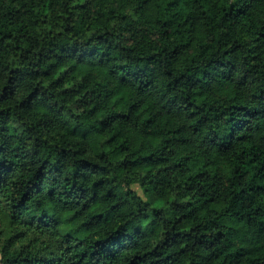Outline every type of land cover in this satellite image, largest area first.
I'll return each mask as SVG.
<instances>
[{"label": "trees", "instance_id": "1", "mask_svg": "<svg viewBox=\"0 0 264 264\" xmlns=\"http://www.w3.org/2000/svg\"><path fill=\"white\" fill-rule=\"evenodd\" d=\"M0 264H264V0H0Z\"/></svg>", "mask_w": 264, "mask_h": 264}, {"label": "rangeland", "instance_id": "2", "mask_svg": "<svg viewBox=\"0 0 264 264\" xmlns=\"http://www.w3.org/2000/svg\"><path fill=\"white\" fill-rule=\"evenodd\" d=\"M135 188L140 192L139 188L137 186H135Z\"/></svg>", "mask_w": 264, "mask_h": 264}]
</instances>
